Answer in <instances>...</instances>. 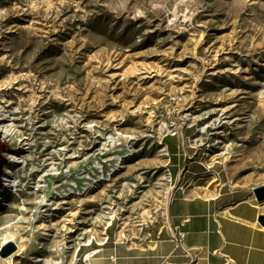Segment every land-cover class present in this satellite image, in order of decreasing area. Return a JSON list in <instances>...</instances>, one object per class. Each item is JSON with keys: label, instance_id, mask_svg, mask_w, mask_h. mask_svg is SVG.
I'll return each mask as SVG.
<instances>
[{"label": "rangeland", "instance_id": "374dc122", "mask_svg": "<svg viewBox=\"0 0 264 264\" xmlns=\"http://www.w3.org/2000/svg\"><path fill=\"white\" fill-rule=\"evenodd\" d=\"M1 117L15 264H55L64 242L65 263L86 264L152 232L191 175L253 192L264 0H0Z\"/></svg>", "mask_w": 264, "mask_h": 264}, {"label": "crops", "instance_id": "0c3cea01", "mask_svg": "<svg viewBox=\"0 0 264 264\" xmlns=\"http://www.w3.org/2000/svg\"><path fill=\"white\" fill-rule=\"evenodd\" d=\"M189 180L173 191L166 219L152 232L113 242L86 264H264V225L258 221L264 211L254 193L206 190L204 179L191 175ZM179 232H184L180 243Z\"/></svg>", "mask_w": 264, "mask_h": 264}, {"label": "water", "instance_id": "95a60500", "mask_svg": "<svg viewBox=\"0 0 264 264\" xmlns=\"http://www.w3.org/2000/svg\"><path fill=\"white\" fill-rule=\"evenodd\" d=\"M11 150L9 142L3 138L1 129H0V190L3 187V174H4V165L7 163L8 158L6 157V152ZM253 193L258 202L264 201V185L255 187ZM258 221L261 225H264V213L260 214ZM18 246L17 243L13 240L4 242L0 247V257L6 258L11 254L17 252Z\"/></svg>", "mask_w": 264, "mask_h": 264}, {"label": "bare ground", "instance_id": "6f19581e", "mask_svg": "<svg viewBox=\"0 0 264 264\" xmlns=\"http://www.w3.org/2000/svg\"><path fill=\"white\" fill-rule=\"evenodd\" d=\"M0 129H1V132H2V135L5 139L9 140L13 134L12 130V126L5 123L4 122V118L1 117L0 118ZM10 156H8L9 158ZM10 159V158H9ZM7 173V172H6ZM7 187L10 186V182L6 183ZM3 197H1L0 199H2ZM4 200V199H2ZM7 200V199H5ZM8 202H4L2 203V205H7ZM120 236V235H119ZM16 240L17 241V246H18V250L17 252L11 254L10 256L6 257L5 258V261L7 264H15V256H17L19 253L22 252V250L24 249V244L22 242V240H17L16 237L14 236V234H9V235H6L3 239V242H6V241H10V240ZM68 248V245L66 244V242L62 243L60 248H59V258L58 260H56V263L55 264H66L65 261H66V258H65V254H66V249Z\"/></svg>", "mask_w": 264, "mask_h": 264}, {"label": "built area", "instance_id": "2783aa9c", "mask_svg": "<svg viewBox=\"0 0 264 264\" xmlns=\"http://www.w3.org/2000/svg\"><path fill=\"white\" fill-rule=\"evenodd\" d=\"M205 172H208V174H210L215 179L221 176V173L219 171H216L215 169H206ZM183 237H184V232H179L177 235H175V240L180 243ZM110 258L115 260L116 257L114 254H112Z\"/></svg>", "mask_w": 264, "mask_h": 264}, {"label": "trees", "instance_id": "16d2710c", "mask_svg": "<svg viewBox=\"0 0 264 264\" xmlns=\"http://www.w3.org/2000/svg\"><path fill=\"white\" fill-rule=\"evenodd\" d=\"M168 137H169V136H167L165 139H167ZM166 145L168 146L167 142H166ZM194 176H196V175H194ZM205 176H207V174L204 173V175H200V178H203V177H205Z\"/></svg>", "mask_w": 264, "mask_h": 264}]
</instances>
